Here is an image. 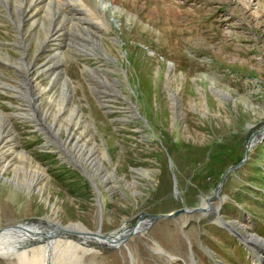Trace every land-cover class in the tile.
<instances>
[{
	"label": "rangeland",
	"instance_id": "obj_1",
	"mask_svg": "<svg viewBox=\"0 0 264 264\" xmlns=\"http://www.w3.org/2000/svg\"><path fill=\"white\" fill-rule=\"evenodd\" d=\"M77 5L76 15L65 7L71 25L62 35L69 44L65 58L47 62L58 47L55 37L39 51L34 34H45L39 23L29 21L24 32L31 51L23 42L18 47L21 28L0 4V80L25 84L37 100L33 117H15L21 100L8 87L0 89V126L12 124L6 127L11 135L0 139V162L5 159L0 168L11 162L5 180L0 179V228L41 217L70 224L72 236L63 230L52 235L60 242L49 241L51 252L43 264H183L159 251L158 244L186 255V237L193 240L201 264L218 259L259 264L247 250L250 245L239 243L236 231L229 233L211 209L159 218L126 239L130 251L122 244L115 248L78 237L101 226L100 233L115 238L148 214L195 209L209 198L239 232L246 231L245 237L264 240V0H108L101 8L92 5L94 12L106 9L107 24L101 31L91 29L94 38L79 28V18L85 21L91 5ZM44 7L38 19L47 22L45 11L53 9ZM24 59L35 64L38 97L16 70L19 60L25 66ZM61 69L71 79L62 108L61 77L52 84L55 94H45L50 75ZM67 127L75 132L70 142ZM55 133L75 155L80 139L82 157L94 161L97 172L76 157L99 191L65 156L50 135ZM27 173L36 180L32 193L13 182L16 177L24 181ZM222 175L221 189L212 197ZM21 245L25 259L40 253L39 245ZM18 256L0 255V264H23Z\"/></svg>",
	"mask_w": 264,
	"mask_h": 264
},
{
	"label": "bare ground",
	"instance_id": "obj_2",
	"mask_svg": "<svg viewBox=\"0 0 264 264\" xmlns=\"http://www.w3.org/2000/svg\"><path fill=\"white\" fill-rule=\"evenodd\" d=\"M107 2H108V0H101L100 4H98L99 1H97V0H95V1L94 0H0V4L3 7H5V9L8 12V14H7L8 17H10V19L15 23L17 28L18 27L21 28L20 29V33L21 34L17 33L20 36L19 37L20 41H18V43H17L18 47H20V42H23L22 47H25L24 50H28L29 49V51H31L30 45L26 41L28 39V36H27V39H26V35H25V32H24V25L26 23H28L29 21L33 22V24L36 23V22L39 23L42 31L45 34V38L43 36L41 38L40 35H36L37 33L34 34L35 42L38 45V47L40 48L39 51L43 52L47 48L48 42L53 41V39L55 37L56 41H58V44H57L58 47H55L53 49L54 53L48 56L49 61H47V62H50L53 59L56 60L57 58L60 61L63 60L65 58V55H66L65 52H64V48L67 45L69 46L68 43L63 41V40H66V39L62 38L64 29L70 30L69 28L71 27V25H70V27H68V18H67L68 15L66 13L65 7L71 8L70 10L74 11L72 13H74V15H76L78 13L77 12L78 9H76L75 3L78 4L77 6H82V7L85 6L87 8L91 5V7L88 8V10L90 11V13L87 16L88 18L87 17H86L87 19L83 18V19H85V21H83L81 18H79V22L81 23V24H79V26H80L79 28L80 29H85L88 32V34L91 37L94 38V35H93L94 32H93V30H91L92 28L97 29V31H101V28H102L101 25H103L104 27H107V24L104 21L105 20V18H104L105 16L103 14V12L106 11V9H104V11L103 10L102 11L101 10L97 11L98 7H100V8L103 7V3H107ZM39 5H41V9H39L40 8ZM92 5L93 6H98L97 9H96V12H94L92 10L94 8ZM44 6L47 9L49 7H51L53 9L52 11H48V10L45 11V16H46V18L48 20L47 22H45V20H43V22H42L41 18L38 19L39 15L41 13V10H42V8ZM85 11L87 12L86 9H85ZM87 20L90 22V24L88 25V23H86V25H83ZM79 28L77 27V28H75V30L77 29L79 31L80 30ZM91 32H93V33H91ZM95 39H96V41L98 43H102L97 37ZM17 44H15V46H17ZM101 47L103 48L102 45H101ZM0 51H1V49H0ZM20 51H21V49H20ZM5 57H6L7 61L10 64L14 65L13 56L9 52L5 53ZM17 59H20V58H17ZM24 63H25V66L23 67V65H24L23 64V60H19V62L15 64L16 70L19 73H21L22 75H24V79L27 82L26 84L29 87V90L31 92L34 91L36 96L38 97V89L40 88V86H39V84H38V82L36 80V75H35L36 67H35V64L28 63L26 59H24ZM49 68H50V65H47V66L44 67V69H42V71L47 72V70ZM50 76H51L50 85H48V87H47V89L45 91V94L47 93V96L48 95L52 96L53 94H55V93H53V91H50V90L53 89L54 86H52V84L55 83L56 80L59 77H61L62 81L65 83V85L61 89L60 100L58 101V102H60V103H58L59 106L62 108L63 106H65L63 103L65 102V100L67 99L68 94H69V87H67V84L70 83L71 79L66 74L62 73V69H61V72H55V73H53ZM7 87L10 89L11 93L15 94L16 97L19 100H21L20 107L23 106L22 108L19 107L20 110L16 109L13 112L14 115L13 114L12 115L17 117V115L20 114V115L23 116V118H27V117H29V115H31L33 117V115H35V113L32 112V107L35 106V104L37 103V100L35 98H32V97H34L33 94H29V92L25 90L26 89L25 84H21L18 87V85H15L13 83H9V82H5V81H1L0 80V89L5 92L6 91L5 88H7ZM220 94L221 95H225L224 93H222V91H221ZM50 96H48V97H50ZM25 97L27 99L29 98V100L32 98V102H29V101L27 102ZM3 113L4 112L1 111L0 114H3ZM72 114L74 115V113H72ZM4 115H5V117L7 116V118L11 116V115L8 116V114H4ZM4 115H2V116H4ZM44 117H45V115H44ZM39 121H41V120H39ZM44 122H45V120H44ZM1 123L2 124L0 126V139L1 138L3 139V137L6 134H9V136L11 135L9 130H6V127L9 126V128L12 129V124L10 122L6 123V121H4V123L3 122H1ZM71 130H69V128H68V131L70 133L69 134V139H68L69 142H70L71 138H73V135H75L74 134L75 132L74 131L71 132ZM51 131H52V129H51ZM57 131H58L57 133H61L59 130H57ZM57 133L50 134V135H53L55 140L57 139L56 141H58V144L61 147V150L64 152L65 156L71 160L70 162H72L74 165H77L87 175V178H89L91 180V182L94 184L95 188H97L98 191H99V186H97L95 184L92 176L86 170V168L83 165V163L80 161V159L84 160V157H82V155H83L82 154L83 153L82 152L83 146L78 144L80 139L78 138L75 141V143H74V147L78 148L77 149L78 151H77V153L75 155V153L72 152L73 149L69 146L68 141H65L64 139L61 140L60 135L57 134ZM13 137L14 136L12 135L11 139ZM0 143H1L0 144V149H1L4 146V142H1V140H0ZM1 155H2V153L0 152V156ZM76 156L79 157L80 159H78ZM85 157H87V155ZM1 161L4 162L5 159H3ZM84 161H86L87 165L90 166L91 169H93L95 172H97L95 170L96 169L95 168L96 164L94 163V161H90V160L89 161L84 160ZM2 162H0V163H2ZM10 164H11V162L3 163V166L0 168V179L5 180L4 174L7 171V169L9 168ZM99 166L102 167V165H99ZM16 168H17V170H19V169L22 170L23 169L21 167L20 168L16 167ZM16 176H18V175H16ZM26 176H27V178L24 181H22L21 178H19V177L14 178L13 179L14 185H25L26 189H29L27 192L28 193H32L33 192L32 189H34V187H35L36 180L28 179V173L26 174ZM39 190L40 189H36V191H39ZM99 198L101 199V196H99ZM210 199H212V198H210ZM198 207H199V209H201L200 207H205V210H208V209H211V208L212 209H216V207L213 206L211 201H209V198H205L204 203H202ZM184 211H185V213L188 212V210H184ZM145 219H141L138 222V224L136 225V227H141L142 229L144 228L143 230L141 229L142 231H145V227H146V224H147V220H145ZM39 227H41V229H38ZM74 227H75V225H74ZM29 228H31V229H29ZM78 228H81V227H78ZM99 228L98 229L101 231V226ZM81 229H86V228L83 227ZM98 229L96 231H92L91 230V232L87 230L86 232H83V234H81L83 236L78 235L77 233H75L74 236L75 235L81 236V237H78V238L81 239L80 240L81 242H82L83 239L85 241H87V238H91V240L95 239L98 242L100 241L99 243H101V245H104V246L112 245L113 243H116L118 241V239L121 237L119 235V236H116L114 238V237H112L113 234L111 236H109V235H106L104 233H100ZM61 230L67 231V233L70 232L69 235H71V236H72V233H74V232H72L70 230V224L65 225V226L60 224V223L55 224L54 222H51V221H48V220L44 219V217L38 218V219L35 220L34 223H29V224H26V225L25 224H22V225L18 224V225H11V226L4 227V228L2 227V228H0V255L3 256V257H11L12 255L17 254V255H19L18 257H20V259L23 261L22 262L23 264H43L45 255L49 254L51 252V250L49 249V246H50V242L49 241H52L53 242L52 244H54V242H56V244L59 243L60 241H56L54 239V236H55L54 233H56L58 231H61ZM52 235H54V236H52ZM93 235H95V236H93ZM129 236H131V234H129L128 237ZM248 238H250L253 241H255V243L258 244L257 246H260L261 250L264 252V240L263 239H260L258 236H255V235H249ZM46 242H48L49 244H47ZM73 242H70V244L68 245L69 248L74 246L73 244H71ZM25 243H29L30 245H33V246L39 245L38 247H39L40 253L39 254L36 253V255H34V259L33 260H28V259L24 258L27 255V251H24V250L20 251L19 247L22 246L21 244L25 245ZM75 245H77V244H75ZM125 246L130 251V249L128 248V246L126 244H125ZM25 247H26V245H25ZM56 247H57V245H56ZM34 249L35 248H33V250ZM158 250L161 251L162 253L164 252V248L161 245H159V244H158ZM256 254L257 255L260 254L259 255L260 259L263 260V258H261V253H257L256 252ZM167 256L170 257V255H167ZM46 260H48V259H46ZM45 264H46V262H45Z\"/></svg>",
	"mask_w": 264,
	"mask_h": 264
},
{
	"label": "water",
	"instance_id": "obj_3",
	"mask_svg": "<svg viewBox=\"0 0 264 264\" xmlns=\"http://www.w3.org/2000/svg\"><path fill=\"white\" fill-rule=\"evenodd\" d=\"M252 137L249 138V141L251 140ZM249 143V142H248ZM247 156V155H246ZM244 160V157L242 160H240L239 162H237L232 168H236L238 167ZM228 170V169H227ZM226 170V171H227ZM225 174V173H224ZM224 175H222L221 179L219 180V182L217 183L216 187H215V192L212 196H217V192L220 189L221 186V182L223 180ZM186 207H183L181 209H177L174 211H170V212H161V213H157V214H148L147 217H145L147 220V224L146 227L149 226L150 224H152L156 219H158L159 217H168V216H173L178 214L179 212H184ZM201 209H199L198 207H196L195 209L192 208H188V211H197V210H205V207H200ZM145 227V228H146ZM141 227H136V224H134L132 227H129V229L122 231V233L120 234V238L118 239V241L116 243H113L112 247L118 246L119 244H124L125 245V241L128 237L129 234H134L136 232L141 231ZM144 229V228H143ZM142 229V230H143Z\"/></svg>",
	"mask_w": 264,
	"mask_h": 264
},
{
	"label": "flooded vegetation",
	"instance_id": "obj_4",
	"mask_svg": "<svg viewBox=\"0 0 264 264\" xmlns=\"http://www.w3.org/2000/svg\"><path fill=\"white\" fill-rule=\"evenodd\" d=\"M47 145V144H46ZM54 145V144H53ZM72 164V163H71ZM76 169H79L77 165L72 164ZM85 174V173H84ZM87 176V175H86Z\"/></svg>",
	"mask_w": 264,
	"mask_h": 264
},
{
	"label": "crops",
	"instance_id": "obj_5",
	"mask_svg": "<svg viewBox=\"0 0 264 264\" xmlns=\"http://www.w3.org/2000/svg\"><path fill=\"white\" fill-rule=\"evenodd\" d=\"M29 196V195H28Z\"/></svg>",
	"mask_w": 264,
	"mask_h": 264
}]
</instances>
